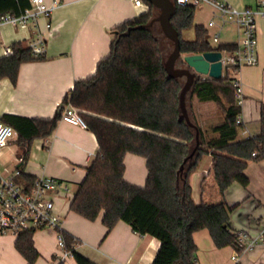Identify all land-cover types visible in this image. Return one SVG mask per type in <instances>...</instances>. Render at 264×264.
Wrapping results in <instances>:
<instances>
[{
	"label": "trees",
	"instance_id": "obj_1",
	"mask_svg": "<svg viewBox=\"0 0 264 264\" xmlns=\"http://www.w3.org/2000/svg\"><path fill=\"white\" fill-rule=\"evenodd\" d=\"M144 1L148 9L114 27L109 53L99 59L93 74L76 79L62 99V106L70 103L80 110L98 143L97 153L71 197L70 209L91 220L103 211L101 219L107 232L118 220H123L134 231L159 239L151 264H197L192 233L201 228L209 230L216 246L230 245L235 252H241L244 244L237 231L229 227L233 206L226 202L224 192L234 181L245 186L247 161L264 153V103L260 108L259 132L238 139L242 122L237 123L235 116L241 105L236 101L235 78L231 74L238 67L225 66L219 78L198 75L186 95V106L190 119L198 126L199 145L180 170L196 143L195 129L184 117L179 118L178 95L184 76L167 75L163 60L168 45L163 44L154 23L145 26L155 8ZM173 1L170 20L178 31L181 55L237 48V43L211 41L205 26L194 22L196 5ZM27 5V0H0V13H17ZM186 30L193 31V38L183 36ZM11 47L10 54L0 57V78L7 76L15 83L20 64L39 57L31 54L23 40L11 42ZM176 65H184L182 58ZM193 98L198 102H215L222 113L220 119L203 129L191 105ZM62 106L51 118L3 114L2 121L17 131V141L22 147L28 146L34 138L53 131ZM209 150L210 169L221 199L194 202L189 175ZM254 150L256 156H252ZM127 152L146 159L143 186L123 177ZM34 179L21 169L17 176L18 181L23 180L28 186ZM33 231L24 230L14 242L27 264H36L39 256L33 244ZM62 235L71 247L74 237L64 230ZM72 251L77 264H96L75 249Z\"/></svg>",
	"mask_w": 264,
	"mask_h": 264
},
{
	"label": "crops",
	"instance_id": "obj_2",
	"mask_svg": "<svg viewBox=\"0 0 264 264\" xmlns=\"http://www.w3.org/2000/svg\"><path fill=\"white\" fill-rule=\"evenodd\" d=\"M226 1L239 9L256 3V0ZM199 5L210 6L214 16H217V11L211 5ZM142 11L131 0H63L49 17V27H46L48 18L40 17V29L46 38V52L42 57L22 62L15 83L7 76L0 78V121L3 114L53 117L63 105L62 99L73 87L74 81L93 74L99 59L109 53L114 27ZM214 16L208 19L215 21L211 26H207L208 21L201 23L209 34L219 30V22ZM228 23L219 30L215 44L239 42V27L234 22ZM5 27H10L13 33L7 38ZM256 27L257 63L231 70L232 77L241 82L243 90L239 112L242 126L238 129V139L254 135L260 130V108L264 103V16H257ZM224 28L228 32L220 40ZM186 31L183 36L193 38V31ZM29 33L30 27L4 24L0 28V42H26ZM193 101L197 102L194 110L200 123H208L219 115L213 101L198 102L196 98ZM97 150L95 134L88 127L59 119L49 135L34 138L28 146L22 147L16 135L1 148L0 172L8 174L20 168L33 177L55 176L68 186V193L63 194L72 197ZM211 157L209 150L189 175L194 202L221 199L210 169ZM244 173L248 177L247 184L244 186L237 181L232 182L225 190L224 198L233 206L229 212V227L246 232L248 238L254 239L253 246L243 251L238 260H233L232 255L236 253L234 249L230 245L216 246L209 230L201 228L192 233L197 246V264H264V159H249ZM146 174L145 157L132 152L125 153L124 179L143 186ZM102 213L93 220L70 208L64 213L61 229L77 240L74 249L96 264H151L160 245L159 239L134 231L123 220H118L107 232L101 219ZM16 237L0 234V264H27L14 245ZM32 239L39 252L36 264L59 263L56 260V230L37 228L32 233ZM64 264L77 262L71 256Z\"/></svg>",
	"mask_w": 264,
	"mask_h": 264
},
{
	"label": "built area",
	"instance_id": "obj_3",
	"mask_svg": "<svg viewBox=\"0 0 264 264\" xmlns=\"http://www.w3.org/2000/svg\"><path fill=\"white\" fill-rule=\"evenodd\" d=\"M28 5L17 13H0V28L4 24L13 27H30V33L26 38V46L29 47L34 57H42L46 52V38L40 29V17L48 18L46 27H49V17L63 0H27ZM133 4L143 10L148 9L144 0H131ZM179 3L199 5L206 3L216 11L220 22L217 24L219 30L227 22H234L240 29L241 38L237 48L233 51L220 50L222 70L225 66L238 68L245 64H255L258 61L256 48V18L264 16V0H256L254 6L242 9L236 8L226 0H176ZM215 21L210 19L207 26ZM219 30L210 34L213 43L218 41ZM12 52L10 42H0V57ZM235 97L239 105L243 102V90L241 82L235 78ZM60 120L71 124L87 127L80 110L67 103L61 108ZM237 123L242 122L240 113L236 114ZM17 131L8 123L0 121V150L7 145L15 136ZM257 150L252 152L256 156ZM264 159V153L260 157ZM20 168H15L8 174L0 172V234H12L18 236L26 229L51 228L57 232L56 260L65 263L73 256L76 244L75 238L71 247L66 245L62 235V217L70 208L71 197L64 195L68 193L67 184L51 175H40L35 177L31 186L17 180ZM239 240L244 247L241 252L232 255L233 260H238L240 254L254 244V239L248 238L244 231H237Z\"/></svg>",
	"mask_w": 264,
	"mask_h": 264
},
{
	"label": "water",
	"instance_id": "obj_4",
	"mask_svg": "<svg viewBox=\"0 0 264 264\" xmlns=\"http://www.w3.org/2000/svg\"><path fill=\"white\" fill-rule=\"evenodd\" d=\"M157 10L151 19L145 24L150 26L154 22H158L163 34L168 37L172 43V49L163 60L164 68L169 77H182L184 81L179 91V118L184 117L187 124L195 129L196 143L190 153L184 158L180 166L183 169L184 163L191 159L199 145V129L198 126L192 122L189 117L188 109L186 106V95L191 89L195 78L200 75H207L214 78L222 76V63L220 60L221 51L212 49L201 53H191L181 55L180 40L178 31L171 23V16L174 12L175 3L173 0H147ZM179 58L184 61L183 66H177L176 62Z\"/></svg>",
	"mask_w": 264,
	"mask_h": 264
},
{
	"label": "rangeland",
	"instance_id": "obj_5",
	"mask_svg": "<svg viewBox=\"0 0 264 264\" xmlns=\"http://www.w3.org/2000/svg\"><path fill=\"white\" fill-rule=\"evenodd\" d=\"M229 4H230V3H229ZM231 5H232V4H231ZM232 6H234V5H232ZM156 12H157V10L155 9V13H154V14H156ZM212 16H214V13H213V11H212V8H210V6H208V5H206V6H201V5L196 6V8H195V14H194V20H195L197 23H206V22L208 21V19H209L210 17H212ZM214 18H215L218 22H220L219 17L214 16ZM154 24H155V26L157 27V29H158V31H159L160 38L162 39L163 44L168 45V52H166V56H167V54H168V53L170 52V50L172 49V43H171L170 39H169L168 37H166V36L163 34L162 30L160 29V26H159L158 22H154ZM226 24L228 25L229 23L227 22ZM4 30H5L4 33H5V37H6V38H7L8 36H10L11 34H13V33H12V30H11L10 27H5ZM186 32H190V31H186ZM225 32H228V31H226V29L224 28L223 33L221 34L220 40L222 39L223 34H224ZM185 36H186V33H185ZM193 100H194V98H193ZM196 104H197V102H195V101H193L192 104H191L195 116H196V113H195L194 108H195V105H196ZM214 104H216V103L214 102ZM216 107H217L216 110L218 111V114H219V115H217V116L215 117V119H213L212 121H209L208 123H207V122H205V123H203V122L200 123V122H199V123L201 124V126H202L203 129H206V128L209 127L212 123H215V122H217V121L220 119L222 113H221V110H220V108L218 107L217 104H216ZM196 119L199 121V119H198L197 116H196Z\"/></svg>",
	"mask_w": 264,
	"mask_h": 264
}]
</instances>
